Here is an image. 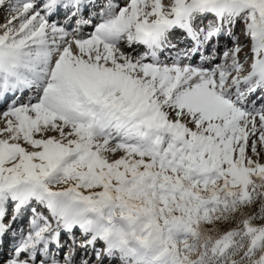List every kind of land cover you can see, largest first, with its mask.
<instances>
[{"label":"snow or ice","instance_id":"snow-or-ice-1","mask_svg":"<svg viewBox=\"0 0 264 264\" xmlns=\"http://www.w3.org/2000/svg\"><path fill=\"white\" fill-rule=\"evenodd\" d=\"M0 11V264H264V0Z\"/></svg>","mask_w":264,"mask_h":264},{"label":"bare ground","instance_id":"bare-ground-1","mask_svg":"<svg viewBox=\"0 0 264 264\" xmlns=\"http://www.w3.org/2000/svg\"><path fill=\"white\" fill-rule=\"evenodd\" d=\"M3 15V12L2 11H0V16H2Z\"/></svg>","mask_w":264,"mask_h":264}]
</instances>
